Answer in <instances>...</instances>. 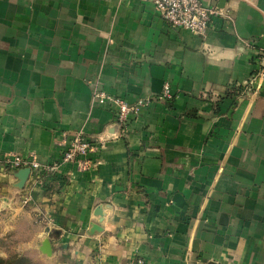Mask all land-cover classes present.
Returning <instances> with one entry per match:
<instances>
[{
	"label": "crops",
	"instance_id": "obj_1",
	"mask_svg": "<svg viewBox=\"0 0 264 264\" xmlns=\"http://www.w3.org/2000/svg\"><path fill=\"white\" fill-rule=\"evenodd\" d=\"M202 1L229 9L204 36L143 0H0V214L34 264H264V0ZM97 86L154 101L111 137ZM79 131L105 142L93 166L20 207L5 158L58 161Z\"/></svg>",
	"mask_w": 264,
	"mask_h": 264
},
{
	"label": "built area",
	"instance_id": "obj_2",
	"mask_svg": "<svg viewBox=\"0 0 264 264\" xmlns=\"http://www.w3.org/2000/svg\"><path fill=\"white\" fill-rule=\"evenodd\" d=\"M152 3L163 20L173 27H180L204 36L208 32L214 17H229V9L219 8L215 5H207L202 0H143ZM170 83L166 82L160 98L171 97ZM154 100L143 98L135 103L115 96L100 87L93 91V102L100 106H108L116 113L115 123L121 126L120 131H125L129 118L137 115L140 110ZM119 131V132H120ZM62 153L60 160L52 163L41 162L36 156H23L20 154L8 155L4 165L13 170L30 168L28 192L25 203L32 200L31 191L35 186L44 185L49 176L55 175L62 164L77 162L83 170L93 166L95 162L91 156L105 148L102 139L93 140L86 136L83 131L76 133L69 141ZM85 158V159H84ZM84 159V160H83ZM130 264H148L145 259L137 258Z\"/></svg>",
	"mask_w": 264,
	"mask_h": 264
},
{
	"label": "rangeland",
	"instance_id": "obj_3",
	"mask_svg": "<svg viewBox=\"0 0 264 264\" xmlns=\"http://www.w3.org/2000/svg\"><path fill=\"white\" fill-rule=\"evenodd\" d=\"M16 177V176H15ZM17 178V177H16ZM18 179V178H17ZM17 183V181H16ZM29 181H26L25 189L29 185ZM45 188L46 182L44 185H39L33 187L32 191L35 188ZM21 189V190H23ZM31 191L32 200L28 203H25L26 192L24 194L23 200L20 207L26 208L33 204V192ZM10 208L5 209V214H0V257H2L8 264H15V258L17 256L23 257L25 259L23 264H34L32 259L26 255L24 250L19 249L24 240L27 239V224L26 220H20L18 217L14 218L9 211ZM41 223L43 219H38ZM52 229V228H51ZM53 239V234L51 235V241ZM41 250V248H40ZM42 253H44L41 250ZM46 254V253H44Z\"/></svg>",
	"mask_w": 264,
	"mask_h": 264
},
{
	"label": "water",
	"instance_id": "obj_4",
	"mask_svg": "<svg viewBox=\"0 0 264 264\" xmlns=\"http://www.w3.org/2000/svg\"><path fill=\"white\" fill-rule=\"evenodd\" d=\"M110 131H109V135L111 137H116L119 135V131L121 129V126L119 124H112L109 127ZM30 168H20L18 170H14L13 174L18 178L17 183L15 184V187L19 188V189H23V187L26 184V181L29 179V175H30ZM100 214L101 209L98 211ZM95 229L99 230L98 225H94ZM46 232H48V235L46 236V238L44 239L42 246H41V250L46 253L47 255H52L53 253V247L51 244V235H52V231L50 227H47Z\"/></svg>",
	"mask_w": 264,
	"mask_h": 264
},
{
	"label": "trees",
	"instance_id": "obj_5",
	"mask_svg": "<svg viewBox=\"0 0 264 264\" xmlns=\"http://www.w3.org/2000/svg\"><path fill=\"white\" fill-rule=\"evenodd\" d=\"M16 263L15 264H23L25 259L23 257L17 256L15 258ZM0 264H8L7 261H5L2 257H0Z\"/></svg>",
	"mask_w": 264,
	"mask_h": 264
},
{
	"label": "bare ground",
	"instance_id": "obj_6",
	"mask_svg": "<svg viewBox=\"0 0 264 264\" xmlns=\"http://www.w3.org/2000/svg\"><path fill=\"white\" fill-rule=\"evenodd\" d=\"M48 234V232H46Z\"/></svg>",
	"mask_w": 264,
	"mask_h": 264
}]
</instances>
